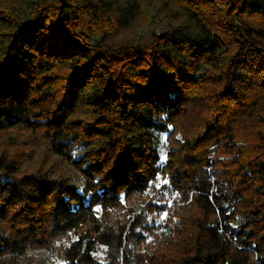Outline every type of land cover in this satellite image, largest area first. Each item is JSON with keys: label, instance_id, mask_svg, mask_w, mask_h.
<instances>
[{"label": "trees", "instance_id": "1", "mask_svg": "<svg viewBox=\"0 0 264 264\" xmlns=\"http://www.w3.org/2000/svg\"><path fill=\"white\" fill-rule=\"evenodd\" d=\"M49 260L264 264V0H0V264Z\"/></svg>", "mask_w": 264, "mask_h": 264}, {"label": "rangeland", "instance_id": "2", "mask_svg": "<svg viewBox=\"0 0 264 264\" xmlns=\"http://www.w3.org/2000/svg\"><path fill=\"white\" fill-rule=\"evenodd\" d=\"M162 27V24L160 22H156L155 27H153L152 29L147 27V26H142L139 27L137 30H133V29H128L127 31L123 32L120 35L121 40H127V39H132L135 35H139V36H149L152 32H157L160 28ZM165 151H166V147H165V136L163 135L161 138V144H160V155H161V159L164 160L165 159ZM28 152L30 154V157L28 159V161L24 162V165L26 168L28 169H32L34 168L40 161V158L43 155L44 152V148L43 146H31L28 148ZM79 153L78 150L75 151V154L77 155ZM45 165L44 167H51L53 169V171L55 173H60V174H65V175H71L73 177V179L78 182L79 181V174L77 173V171L69 165H64L62 168L57 165L55 163L56 161V157H49L47 156L45 159ZM170 202V201H169ZM98 255L100 256V258H103V254L101 253V248H99V252ZM49 264H62V262L60 261H56V260H49Z\"/></svg>", "mask_w": 264, "mask_h": 264}]
</instances>
